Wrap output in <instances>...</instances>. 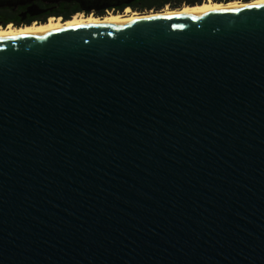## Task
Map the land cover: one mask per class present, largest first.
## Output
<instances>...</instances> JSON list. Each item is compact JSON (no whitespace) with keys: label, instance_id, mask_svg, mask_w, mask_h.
I'll return each mask as SVG.
<instances>
[{"label":"water","instance_id":"water-1","mask_svg":"<svg viewBox=\"0 0 264 264\" xmlns=\"http://www.w3.org/2000/svg\"><path fill=\"white\" fill-rule=\"evenodd\" d=\"M250 5L0 36V264H264Z\"/></svg>","mask_w":264,"mask_h":264},{"label":"trees","instance_id":"trees-1","mask_svg":"<svg viewBox=\"0 0 264 264\" xmlns=\"http://www.w3.org/2000/svg\"><path fill=\"white\" fill-rule=\"evenodd\" d=\"M204 1L206 0H0V26L45 23L52 16L69 20L77 13L103 17L109 10L118 13L124 12L127 7L140 13H146L161 11L167 5L172 9H177L184 5L201 4ZM213 1L220 3L232 0ZM32 8H37L38 12L31 14Z\"/></svg>","mask_w":264,"mask_h":264},{"label":"bare ground","instance_id":"bare-ground-1","mask_svg":"<svg viewBox=\"0 0 264 264\" xmlns=\"http://www.w3.org/2000/svg\"><path fill=\"white\" fill-rule=\"evenodd\" d=\"M258 1H261V0H251L250 2L231 1L228 3H219V2H215L213 0H207L201 4H196L194 6L185 5L181 8H177V9H180V10H207V9L226 7V6L248 5V4H251L254 2H258ZM134 13H138V12L130 13V8H127L124 11V13L113 12V13H109L103 17H100V16L98 17L94 14H90V15L76 14L69 20H63L61 17H59V18L51 17L45 23L34 22L30 25H23V26H15V25L9 24L8 26H0V36L15 33V32H20V31H25V30H30V29H36V28H42V27H47V26H53V25H59V24H65V23H70V22L96 19V18H104V17L122 16V15L134 14Z\"/></svg>","mask_w":264,"mask_h":264},{"label":"rangeland","instance_id":"rangeland-1","mask_svg":"<svg viewBox=\"0 0 264 264\" xmlns=\"http://www.w3.org/2000/svg\"><path fill=\"white\" fill-rule=\"evenodd\" d=\"M207 1V0H206ZM205 2V1H204ZM220 3H224V2H220ZM185 6V5H184ZM127 8H130V13H132V12H138L139 13V11H134L131 7H127ZM126 8V9H127ZM125 9V10H126ZM164 9H172V8H170V6L169 5H167ZM124 10V11H125ZM36 12H38V9L37 8H32L31 9V14H36ZM109 13H113V11L112 10H109V11H107V14H109ZM119 13H124V12H119ZM77 14H82V15H86V14H84V13H77ZM52 17H55V18H59V17H56V16H52ZM51 18V17H50ZM49 18V19H50ZM62 18V17H61ZM63 19V18H62ZM12 25H14V24H12Z\"/></svg>","mask_w":264,"mask_h":264},{"label":"snow or ice","instance_id":"snow-or-ice-1","mask_svg":"<svg viewBox=\"0 0 264 264\" xmlns=\"http://www.w3.org/2000/svg\"><path fill=\"white\" fill-rule=\"evenodd\" d=\"M245 7H251L252 5L248 4V5H244Z\"/></svg>","mask_w":264,"mask_h":264}]
</instances>
